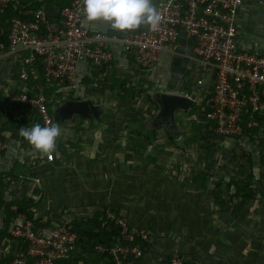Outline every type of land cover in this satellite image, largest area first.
Listing matches in <instances>:
<instances>
[{"label":"rangeland","instance_id":"374dc122","mask_svg":"<svg viewBox=\"0 0 264 264\" xmlns=\"http://www.w3.org/2000/svg\"><path fill=\"white\" fill-rule=\"evenodd\" d=\"M194 78L191 76V81ZM139 84L135 98L125 104L118 103L120 99L111 104L115 97L102 94V104L109 106L98 127L77 116L66 121V132L59 140L71 154L45 155L49 164L39 169L44 188L34 206L36 216L57 224L93 215L101 206H114L131 227L146 230L149 246L141 264H163L170 253L173 259L185 254L196 264H264V199L257 194L256 200L233 216L229 210L214 207L209 190L191 183L196 170L214 168L212 187L216 179L228 180L236 170L249 169L248 153L258 176V170L264 171L260 161L263 147L247 138L211 144L209 151L201 140L188 143L187 137L193 134L189 117L195 105L175 112L182 134L175 136L176 142L156 124L153 144L142 143V138L130 133L126 120L130 118L135 128L150 120L157 112L150 98L153 100L154 92L161 89L146 78ZM167 88L172 89L170 85ZM71 92L76 98V90ZM91 96L94 103L100 100ZM205 152L211 157L203 162L200 155ZM232 153L235 158H231Z\"/></svg>","mask_w":264,"mask_h":264},{"label":"built area","instance_id":"2783aa9c","mask_svg":"<svg viewBox=\"0 0 264 264\" xmlns=\"http://www.w3.org/2000/svg\"><path fill=\"white\" fill-rule=\"evenodd\" d=\"M14 1L0 0V10ZM242 2L163 0L156 6L163 17L156 31L146 27L124 36L85 27L83 0H68L61 11V28L56 32L46 28L47 33H41L45 20L42 9L32 13V20L10 18L7 30L0 19V60L24 52L18 58V77L23 87L8 95V103L33 108L41 126H47L53 123V118L43 88L37 82L39 74L34 66L37 59L48 82L71 88L78 75L79 61L110 62L111 43L119 42L122 50L133 57L135 65L147 73L155 69L163 53L175 49L178 34L184 31L193 41L199 73L195 80L198 92L186 94L196 106L189 119L206 125L208 131L224 141L249 139L250 135H257L252 129L259 128L260 132L264 129V52L249 51L238 44L236 20ZM18 218L20 221L9 231L18 252L8 264H29V259L33 260L32 264H69L77 236L68 221L35 225L25 214H19ZM115 219L120 238L111 246L100 244L96 249L106 252L112 264H133L130 258L138 259L142 255L136 238H148L146 230L143 234L131 227L121 215ZM21 244H26L25 251ZM166 264H182V260L172 259Z\"/></svg>","mask_w":264,"mask_h":264},{"label":"crops","instance_id":"0c3cea01","mask_svg":"<svg viewBox=\"0 0 264 264\" xmlns=\"http://www.w3.org/2000/svg\"><path fill=\"white\" fill-rule=\"evenodd\" d=\"M161 1L163 0H153V4L156 7ZM67 3L68 0H15L11 5L14 7V10H20L22 15L30 17L33 16L32 13L34 11L42 9L45 18L43 22L44 26L48 31L56 32L61 28V11ZM236 22L237 41L239 46L249 51L263 53L264 0H243L238 10ZM82 24L90 30H100L117 36H124L127 33L146 28L145 26H141L135 30H116L101 20L89 22L84 14L82 17ZM110 48L112 51V59L110 62L106 63V68H102V71H100L101 73L98 75V80H103V84H111L112 79L118 78L122 82H126L127 87L131 89V93L135 95V91L141 86L139 82L146 78L148 83L158 86L159 89H161L159 91L196 95V92H192V90L194 88L198 89V86H194V80L199 77L197 70L198 66L193 50V41L184 31L179 32L175 49L171 52L163 53L155 69L147 72L146 75L144 71H140L135 65L133 57L122 50V46L119 42L111 43ZM20 54L24 55V52H18L11 55L9 58L0 60V122H2L0 123L2 125H0V140L3 144V148L0 149V174L3 176L2 181L5 183L3 198L6 202L16 199L19 200L24 196H32L37 206V202L42 198L44 188V181L42 179L43 172H40L39 169L43 164L48 165L49 163L46 162L45 155L31 147L28 142L18 134L20 127H29L23 123L21 124V122L28 121L30 126L35 124L33 120L36 119L34 115L36 112L33 109H31L32 112H29L27 108L16 109L14 104L8 103L7 99L8 95L19 91L21 87H23V83L18 77V58ZM93 71H98L96 64L86 59H81L79 61L77 66L78 75L73 86L78 94H88L85 92L82 80L90 76ZM142 72H144V74ZM191 76L195 77L192 81ZM56 83H58V89L56 90L58 92L67 93L74 90H70V87L68 88L59 82ZM169 85L172 89L167 88ZM94 87L95 85H89V88ZM117 92H119V90L112 91L106 89L103 95L109 97L113 95L115 97L112 99V102H109L111 104L116 99L121 100L118 103L125 104V99L116 97ZM78 94L77 97L73 99H91L92 97L91 94H89V96L80 98ZM94 96H98L100 100L96 103H99L103 106V110H106L109 104H102L104 100L102 95L96 93ZM115 103L117 102L115 101ZM66 121H71V119ZM66 121L60 124L62 134L66 132L63 129L64 124L67 123ZM129 122L132 127H135L130 118L126 120V124ZM135 125L137 126V124ZM125 136L126 135H123V137ZM60 142L61 140L58 138L56 147H59V150L55 148L53 152L55 156L58 157L59 154L64 156L71 154L68 152L69 150L67 151L65 148L66 145L63 142L60 144ZM4 212L5 208L0 209V231L3 226ZM42 220L43 222L45 221L43 218ZM19 221V218L14 220L15 223ZM11 226L12 225L9 226L8 231H10ZM9 237L1 236L0 233V263L9 251L17 249L18 247L15 239H13L11 235H9Z\"/></svg>","mask_w":264,"mask_h":264},{"label":"trees","instance_id":"16d2710c","mask_svg":"<svg viewBox=\"0 0 264 264\" xmlns=\"http://www.w3.org/2000/svg\"><path fill=\"white\" fill-rule=\"evenodd\" d=\"M18 16L24 20H32L33 16H24L21 14V11L14 10V7L9 4L8 6L0 10V19L2 26L7 30L9 27L10 18ZM42 34H46L47 30L44 25L41 26ZM39 78L37 82L40 86L43 87V93L48 100V109L50 114L55 107L63 103L65 100L73 99L72 93L67 92H58V83L48 82L45 79V70L43 66L36 60L34 64ZM98 71H93L90 76L85 77L82 80L84 85L85 92L88 94H103L106 89L109 90H119L116 93V96L125 99L126 101H132L134 99V94L131 93V89L127 87L126 82H122L118 78L112 79L111 84H103V80H98V75L101 73L102 68H106V64H96ZM144 74V73H143ZM105 79V78H104ZM89 85H95L94 88H89ZM150 98V96H149ZM150 101L153 102L158 107L156 102L150 98ZM7 104V103H6ZM14 107L17 108H27L29 112H32L31 107L23 106L22 104H14ZM199 108V107H198ZM34 110V109H33ZM34 114V113H33ZM36 119L33 122L40 123V119L37 113L34 114ZM153 117V116H151ZM2 123V122H0ZM30 126L28 121H23L21 124ZM192 136L187 137L188 143H194L198 140L202 141V147L206 151L211 149V144L221 143L224 140L215 137L211 131H208L206 125L198 124L192 121ZM1 125V124H0ZM34 125V124H33ZM260 125H263L262 119L260 120ZM2 126V125H1ZM127 128L130 129V133L134 134L136 137L142 138V143L146 145H152L156 139L155 129L151 124L150 120H143L138 128L132 127L130 122L127 123ZM251 132L257 135H250L249 139L251 142L257 141L255 144L257 147H263L264 149V129L259 131V128L252 129ZM260 132V135H259ZM169 138L172 141L175 139L169 135ZM176 142V141H175ZM144 144H140L141 148ZM201 160L205 162L207 158L211 155L207 152L201 154ZM236 156L232 153L231 158ZM247 159L250 163L249 169L239 171L236 170L233 175H230L228 180L216 179L214 180V185L210 186V182L213 180L214 168H205L201 170H196L191 174V183L196 185L203 191L209 190V195L214 207L218 210H229L231 215H239L247 204L253 200H256L257 194H259L260 199H264V171L258 170V176L255 174L253 168V156L252 154H247ZM260 161L264 165V155L261 154ZM240 175V176H238ZM258 177L259 182L256 183V178ZM3 176L0 174V209L5 208L3 226L0 231L1 236L9 237V226L13 225L14 220L18 218L19 214H25L29 219H31L35 225H49V221L45 220L43 222L41 217H36V212L34 210L35 199L32 196H24L21 199L5 201L3 198L5 183L2 181ZM110 208L111 214L113 217L108 215V209ZM117 207H108L101 206V210H98L93 215L87 216L83 219L69 222L72 226V230L76 233L77 242L76 250L73 252L69 264H112L110 258L106 252H100L96 249L97 245L103 244L106 246H111L116 239L120 238V227L117 224L116 217L121 215ZM10 238V237H9ZM136 241L140 243V248L142 249V255L138 259H133V264H141L143 257L146 254L148 249L149 242L148 238L143 239L137 237ZM22 250L25 251L26 244H21ZM17 249L9 251V253L3 258L0 264H8L9 260L13 258V255L17 253ZM179 258L182 260V264H196L193 261H190L186 258L185 254H179ZM171 253L168 254L167 259L162 263L166 264L167 261L172 260ZM33 260L29 259V264H32Z\"/></svg>","mask_w":264,"mask_h":264},{"label":"clouds","instance_id":"9594fccd","mask_svg":"<svg viewBox=\"0 0 264 264\" xmlns=\"http://www.w3.org/2000/svg\"><path fill=\"white\" fill-rule=\"evenodd\" d=\"M83 14L89 22L101 20L116 30H135L141 26L156 31L162 15L153 0H83ZM62 129L51 122L20 127L18 134L35 150L50 156L56 148Z\"/></svg>","mask_w":264,"mask_h":264},{"label":"water","instance_id":"95a60500","mask_svg":"<svg viewBox=\"0 0 264 264\" xmlns=\"http://www.w3.org/2000/svg\"><path fill=\"white\" fill-rule=\"evenodd\" d=\"M153 100L156 102L159 110L158 116L167 115L170 120L176 123L174 113L177 110L188 111L193 105V99L187 95L167 91H156L153 94ZM103 106L95 104L90 98L68 99L58 105L54 110L53 124L60 126L66 120L74 116L80 119H100ZM167 127V124L161 122ZM178 126V125H176Z\"/></svg>","mask_w":264,"mask_h":264},{"label":"flooded vegetation","instance_id":"af4514ba","mask_svg":"<svg viewBox=\"0 0 264 264\" xmlns=\"http://www.w3.org/2000/svg\"><path fill=\"white\" fill-rule=\"evenodd\" d=\"M95 104L100 105L99 103H95ZM55 108L53 109L52 114H51L52 115V118L54 116V110H55ZM101 110H103V108ZM158 110H159V108L157 107V112L153 115V117H151L150 124L154 128H155V125L156 124H158L159 126L163 127L165 129V132L167 134L171 135L173 138H175V136L178 135V134L182 135L181 133H179L180 132L179 129H180L181 126L177 123V121H176V123L175 122L173 123L167 115H165V116L164 115L158 116V114H157L158 113ZM103 114H104V110L101 113L100 119H98V120H96L95 118L92 119V120H89V119H83V120H86L87 123L89 125H91V126L98 127L101 124V122H102L101 117H102ZM161 122H164L165 124H167V127L164 124H161ZM176 125H178V126H176Z\"/></svg>","mask_w":264,"mask_h":264}]
</instances>
